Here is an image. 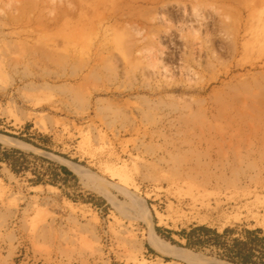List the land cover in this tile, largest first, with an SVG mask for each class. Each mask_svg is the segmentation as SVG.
Masks as SVG:
<instances>
[{"label": "rangeland", "instance_id": "1", "mask_svg": "<svg viewBox=\"0 0 264 264\" xmlns=\"http://www.w3.org/2000/svg\"><path fill=\"white\" fill-rule=\"evenodd\" d=\"M0 134L76 177L0 163V264L229 262L166 236L264 230V0H0Z\"/></svg>", "mask_w": 264, "mask_h": 264}, {"label": "trees", "instance_id": "2", "mask_svg": "<svg viewBox=\"0 0 264 264\" xmlns=\"http://www.w3.org/2000/svg\"><path fill=\"white\" fill-rule=\"evenodd\" d=\"M30 157L43 162H49L54 173L50 172L51 168L32 171L34 178L30 181L33 184L49 183L57 185L60 181L59 170L67 175H75L63 165H57L45 157L25 152L21 149L5 147L0 143V163H5L11 171L17 175L25 174L30 170ZM64 181V179H62ZM161 232V228H157ZM175 233L184 241L181 243L170 236H166L172 243L179 244L189 249L206 250L210 249L211 253L235 264H264V230L262 228L244 229L242 233L236 236L235 228L227 227L220 231L217 228L208 225H191L180 231H170Z\"/></svg>", "mask_w": 264, "mask_h": 264}, {"label": "bare ground", "instance_id": "3", "mask_svg": "<svg viewBox=\"0 0 264 264\" xmlns=\"http://www.w3.org/2000/svg\"><path fill=\"white\" fill-rule=\"evenodd\" d=\"M0 141L14 143L20 146L26 145V143H24L21 140H18L16 138H12V137H9L3 134H0ZM150 242L159 251L166 253V254H171L172 256L182 259L184 261L201 264L209 260L206 256L194 253L191 250H185V249H180V248L171 246L169 243L161 240L156 234H153V236L150 239ZM215 262L217 264H231L229 262L222 261V260H215Z\"/></svg>", "mask_w": 264, "mask_h": 264}]
</instances>
